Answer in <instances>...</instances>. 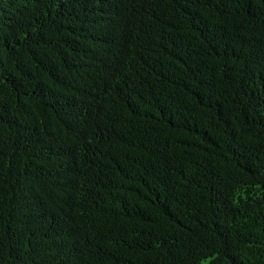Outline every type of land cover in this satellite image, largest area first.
Returning a JSON list of instances; mask_svg holds the SVG:
<instances>
[{"label":"trees","instance_id":"obj_1","mask_svg":"<svg viewBox=\"0 0 264 264\" xmlns=\"http://www.w3.org/2000/svg\"><path fill=\"white\" fill-rule=\"evenodd\" d=\"M0 264H264V0H0Z\"/></svg>","mask_w":264,"mask_h":264}]
</instances>
